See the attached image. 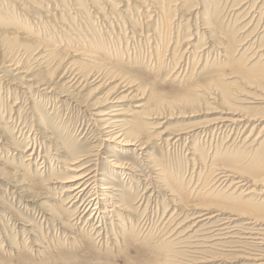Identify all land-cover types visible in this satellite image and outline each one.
Wrapping results in <instances>:
<instances>
[{"label":"rangeland","instance_id":"rangeland-1","mask_svg":"<svg viewBox=\"0 0 264 264\" xmlns=\"http://www.w3.org/2000/svg\"><path fill=\"white\" fill-rule=\"evenodd\" d=\"M79 1L0 0L2 3L0 4V16L2 17L0 19V264H148V255L142 251L144 240L147 241V232L150 231L149 234L152 235L151 237L148 235V240L156 238L158 241L161 231L159 232L157 222L161 220L167 206H169L167 214L173 212L174 206L166 192L162 191L158 184H154L146 161L150 160V164L154 162L162 164L161 166H164L170 175L173 177L176 175L172 183L175 186L177 184L176 187L186 192L190 191L189 178L194 179L199 173L200 163L192 161V152L198 157L204 155L200 162L205 165L210 163V158L212 159L217 151L213 160L218 166H239L241 172L247 171V160H252L253 164L264 162V142L257 152L251 150L254 146L247 142L244 143V139L254 126L253 138L258 136L264 121L261 125L253 123L247 127L241 134V139H239L241 142L237 141L239 138L237 131L230 132V135L229 131L225 130L223 133L214 131L208 135L199 133L203 127L208 126L206 129H209L211 125L214 126L221 115L229 109L238 111L242 109L251 117L264 118V82L258 80L262 77L255 81L239 78L227 79L225 76L223 77L226 79L221 78L231 68V62L229 66L222 64L225 59L222 50L227 48L229 45L227 43L230 41L231 46L239 41L236 43L238 48L234 54L235 61L242 63L243 67L252 71L264 68V58L260 59L259 56L264 53V12H262L264 11V0H179L175 8L174 27L172 25V28H175L172 30L174 34L171 33L174 41L169 38L173 41L171 43V40L165 39L169 41V45L164 49V53L165 50L168 53L162 52L165 56L163 57L164 63H159L155 57L159 47L156 36L162 33V29L155 22L157 13L154 10H150L149 14L145 15L146 11L145 8L140 7L142 5L140 0H82L84 6L81 11L83 9L85 11L79 12V8H75V6L78 7ZM11 6L13 9L10 8ZM151 13L153 16L150 15ZM117 14H120V17ZM207 14L213 15L212 17L216 20L214 22L218 23V29L222 30L221 32L218 30L219 35L213 31V27L205 25ZM203 32L208 37L203 35ZM33 33H35L34 37ZM94 34H97V39L100 40L99 45L96 46L97 49L92 51L93 58L90 59L95 62L93 61L92 66L83 69L80 75V71L76 72L72 69L80 66L79 64L84 63L85 60L80 59L81 56L76 51L81 50L82 46L79 44L82 42L84 44L91 42ZM198 43H202L199 44L201 47L197 45ZM250 44L251 47H249ZM174 45H177L179 49L176 56L179 60L176 68V59L170 55ZM196 45L199 48L195 47ZM221 46H223L222 49ZM243 47L245 51H242ZM181 50L182 54L179 53ZM252 52L259 53L253 55ZM216 53L217 55H214ZM200 55L203 57L200 58ZM168 57L173 59L170 60ZM219 57L221 59H217ZM187 59L190 60L188 63ZM44 61L45 64H43ZM46 62L49 63L46 64ZM77 62L80 63L77 64ZM256 62H259L258 65H255ZM207 63L208 67L213 66L214 68L204 69L203 66ZM68 67L69 69H66ZM172 68L181 73L182 77L180 75L176 78L174 76L176 70ZM180 68L182 71L178 70ZM190 68H192L191 71ZM204 70V74L200 73ZM72 77H76L80 82L76 84L75 81L74 85L70 84ZM215 81L226 84L233 96L226 105L223 104L220 95L219 98L217 97L218 100L215 99V93L219 89L215 87L217 84ZM119 82L125 84L130 82L135 86L134 94L127 96L121 103L126 114L137 110L133 105L141 97H143L142 102L148 106L145 108L146 111L142 112L145 117L140 113L135 117L126 118L130 120L134 129L139 130L141 137L148 139L146 152L150 158L146 160L142 151L133 150L132 147L113 149L132 169V171L128 170L130 177L124 174L115 177L117 180L114 185L122 190V193H127L128 200L133 201L135 212L132 216L136 217V221L144 220L143 212L139 211L142 209L140 199L146 197L145 200H147L149 195L151 198L148 199L151 200L149 207L151 230L144 232L145 229L142 231L138 227L129 233L130 237L127 241L120 240L117 227H114L113 233L111 231L103 232L102 235L96 233L95 223L89 220L90 217L80 216L82 201L87 198L84 197L75 204L70 203V195L64 189L66 186L62 183L54 184V181L64 180L63 178H67L72 173L70 169L73 166H68V163L75 157H80L79 161L90 157L98 159L96 163L101 173L100 179L107 180L110 176L113 168L112 162H109L112 159L111 148L109 145H103L104 137H102L100 124L96 122L97 117L94 113L95 105L102 103L107 96L113 95L114 88ZM252 99L257 102L254 100V104L245 103L253 101ZM243 106L256 107L243 109ZM162 131H166V134L183 131L185 132L183 136L187 137L180 143L167 142L166 144L160 137H157ZM262 134L264 138V132ZM233 146L237 147L233 150ZM96 148L101 149L102 157L95 156ZM26 149L28 152L25 151ZM226 150L230 152L228 155H224ZM31 152L35 153L33 161H29ZM204 170L206 169L202 171ZM249 175L248 179L255 181ZM207 176L210 175H202L201 178H207ZM251 189L260 191L261 194L256 198L264 195V187L262 189L251 186ZM121 220V224H127V218L121 217ZM152 226L153 228L156 226L155 230ZM103 230L106 231V229ZM131 238L138 240L139 244L134 245V240ZM227 250H208L207 255L213 260L207 263L249 264L251 262L242 259L240 252H233L234 249ZM187 258L182 257L179 260L176 256L175 259L178 260L177 264L183 262L186 264ZM187 264L190 262L188 261Z\"/></svg>","mask_w":264,"mask_h":264},{"label":"bare ground","instance_id":"bare-ground-1","mask_svg":"<svg viewBox=\"0 0 264 264\" xmlns=\"http://www.w3.org/2000/svg\"><path fill=\"white\" fill-rule=\"evenodd\" d=\"M77 1H79V0H77ZM140 2L142 3V5L140 7H142L143 9L145 8V11H146L145 15H148L150 10H152V11L154 10L155 13H157V18H156L157 20L155 21L153 19V21L158 23V25L162 29V33L160 35L156 36L158 43H159V47L157 48L158 52L156 53V51H155V53H156L155 57L157 59L153 55L152 56L156 60H158L159 63L160 62L162 63L163 57H165V56H163L164 49L168 48V45H169V43H168L169 41L167 42V40H165V39H167V38L169 39L171 37L173 38L171 33L173 32V34H174V31H172V30L175 28H172V25H173V20L176 16V14H175L176 4L179 2V0H140ZM217 3H218V1H217ZM0 4H2V3H0ZM85 4H87V2ZM77 6L78 7L75 6V8H77V9L79 8V10H80L79 12L85 11L84 9L81 11V8H83V6H84L82 3V0L79 1ZM10 8L13 9L12 6ZM262 8H263V6H262ZM110 10L112 11V8ZM114 10L116 11V9H114ZM114 10H113V12L115 13L114 15H116V12ZM7 11H8V9H7ZM260 11H262V9ZM73 12H74V9H73ZM86 12H88V10H86ZM262 12H264V11H262ZM70 13H71V11H70ZM139 13H140V11H139ZM110 14H113V13H110ZM77 15H79V14H77ZM85 15H86V13H85ZM137 15H139V14H137ZM150 15L153 16L152 13ZM207 15H208V18H207V21H205L206 22L205 25L213 27L214 28L213 31L217 32V35H219V32H218L219 29L217 27L218 23L216 24L214 22L216 20H214V18L212 17L213 15H211V16L209 14H207ZM196 17H198V16H196ZM1 18L2 17L0 16V19ZM9 19H10V17H9ZM218 19L220 20V18H218ZM196 20H197V18H196ZM146 21H148V20H146ZM126 24H127V22H126ZM178 26H179V29H181L180 25H178ZM178 26H177V28H178ZM156 27H157V25H156ZM173 27H174V25H173ZM221 27H222V25H221ZM152 29H153V26H152ZM179 29H178V31H179ZM75 31H77V30H75ZM206 31H208V30H206ZM219 31L221 32L222 30H219ZM29 32H31V31H29ZM63 32L64 31H62V33ZM89 32H91V31H89ZM154 33L157 34V32H155V31H154ZM197 33H198V31H197ZM207 33H209V32H207ZM34 34L35 33H33V35L32 34L31 35L34 37ZM64 34H65V32H64ZM74 34H76V33H74ZM204 34L205 33L203 32V35ZM175 35H177V33ZM205 35L207 36V34H205ZM210 36H209V38H210ZM72 37L74 40V36H72ZM152 37H154V36H152ZM183 37H182V39H183ZM215 37H216V35H215ZM97 38H98L97 34H94L93 38L91 39V42H86L85 44H84V42H82V44H79L82 46L81 50H78L76 52H78L79 55L81 56L80 59L85 60V62L84 63L79 62L80 64L77 62V64H79L80 66H76L77 68L74 67L73 69L72 68L71 69L76 71V72H77V70L80 71V75H82L81 73L83 72L82 71L83 69L92 66L93 61L95 62V60L92 61L90 59H92L94 56V55L92 56L93 49H97L96 46L99 45L98 42H100V40H98ZM171 39H169V40H171ZM86 40L88 41V39H86ZM172 40H171V43L174 41V40L173 41ZM184 40L186 41V39H184ZM82 41H84V40L82 39ZM189 41L191 42V39ZM252 41H254V40H252ZM257 41L259 42V40H257ZM183 42H181V43H183ZM202 42H204V41H202ZM234 42H236V40ZM237 42H239V41H237ZM230 43H231V41H230ZM230 43H227L229 45L227 46V48L225 47V49H223L224 51L222 50L225 59H224V61H222L223 63L222 62L221 63L223 65L229 66V62H231V68H230V71L228 73H226V74L224 73V75H222V76L220 75L221 78L223 76H225V77H227V79L239 78L242 80L247 79V80H251V81L254 80L255 81L258 78L262 77L258 80L259 81L262 80L264 82V68H259L256 71H252L250 69L243 67L242 63H238L237 61H235L236 59L234 60V54L238 48L237 47L238 44L236 45V43H235V45H236L235 46V45H233L234 43L232 41L233 46H231ZM199 44L200 43H198L197 45H199ZM153 45H154V43H153ZM180 45L182 46V44H180ZM190 45L191 44H189V47L192 48ZM197 45L195 47H198ZM170 46H171V44H170ZM206 46H207V44H206ZM187 47H188V45H187ZM187 47H185V49ZM222 47L223 46H221V49H222ZM249 47H251V44L249 45ZM153 48H154V46H153ZM98 49H100V48H98ZM178 50L179 49L177 48V45L176 46L174 45L173 48L171 49L170 55H173L174 59H176ZM243 50L245 51L246 49H244V47H243L242 51ZM198 51H199V49H198ZM36 52H37V49H36ZM166 53H168V52H166V50H165L164 54H166ZM179 53L182 54V50ZM218 53L220 54V52H218ZM257 53H259V52H257ZM257 53H255V54H257ZM42 54H41V57L43 56ZM191 54H193V53H191ZM201 54H203V53H201ZM255 54L253 53V55H255ZM44 55H46V54H44ZM73 55H75V54H73ZM76 55H78V54H76ZM214 55H217V53ZM46 56H48V55H46ZM150 56H151V54H150ZM178 56H180V55H178ZM208 56H211V55H208ZM259 56H260V59L264 58V53H262ZM169 57H171V56H169ZM201 57H203V56L200 55V58ZM216 57H214V58H216ZM173 58H169V59L171 60ZM209 58L210 57H208V59ZM37 59H39L38 56H37ZM42 59H40L41 62H42ZM165 59L166 58H164V60ZM177 59H178V57H177ZM177 59L175 61V63H176L175 68L178 66L177 61H179V60H177ZM217 59H221V58L219 57ZM83 60H80V61L83 62ZM188 60L189 59H187V63H188ZM45 61L43 62V64H45ZM71 61H73V60H71ZM193 62H195V60ZM47 63H49V62H46V64ZM148 63H150V62L148 61ZM219 63H220V61L218 62V64ZM258 63L259 62H256L255 65H258ZM152 64H153V62H152ZM208 65H209L208 63L205 64V66H203L204 69L208 70L209 68L211 69L213 67V66L208 67ZM212 65H213V63H212ZM223 65H221V66L224 67ZM165 66H167L166 63H165ZM69 67L66 69H69ZM195 67H194V69H195ZM203 67H201V69ZM185 68H187V67H185ZM172 69H174V68H172ZM191 69L192 68H190V71H191ZM72 70H71V72H72ZM175 70L176 69H174V71ZM178 70H181V68ZM204 72H205V70L203 72H200V73L204 74ZM208 72H211V71H208ZM196 73H197V71H196ZM174 74H175L174 76H176V78L177 77L179 78L181 75V73H179L177 70L175 71ZM202 74H200V75L202 76ZM77 75H78V73L76 74V77H77ZM187 75H188V78H190L189 77L190 75L189 74H187ZM76 77H72L71 81L70 82L68 81V82L70 84H73V85L75 83L76 84L79 83L80 81ZM181 77H182V75H181ZM61 78H59V79L61 80ZM206 78H208V77H206ZM62 79H64V78H62ZM82 79H83V77H82ZM223 79H226V78L223 77ZM213 80H209V81L212 83ZM215 80L217 81V79H215ZM219 80H221V79H219ZM216 81H215V83H217V84L215 85V87H217L219 89H218V92L215 93L216 94L215 99L220 95L221 100L223 101V104L226 105V103H228L229 100H231V98L233 96L231 95V92L227 88L228 86L226 84H222L220 82L218 83ZM73 82H75V83H73ZM199 82H201V81H199ZM62 83H65V82H62ZM207 83H206V85H207ZM131 84L132 83H130V82L128 84L119 82L118 85H116L114 88L115 92L113 95L107 96L102 101V103H100L99 105H95L94 115L97 117L96 122H98L100 124L99 126L101 129V134H102V137H104V140H102L104 143L103 145L104 146L109 145L111 148L110 156L112 159H110L109 162H112L113 168H112V171L110 172V174L108 173L110 176L107 179V180L110 179V181L100 179L101 173L99 172L100 170H98V164L96 163V161H98V159H92L91 157L84 159V160H81V161H79L80 157L73 158V160H71L68 163V166H73V168L70 169V171L72 173L69 174L67 176V178H63L64 180H58L57 181L55 179L56 181H54L55 185H57L58 183H62V184H64V186H66V187H64V186L63 187L66 190V193H68L70 195L69 196L70 203L74 202V204H75L77 202H80V200H82V198H84V197L87 198V199H85V201H82L81 208L79 210L80 216L81 217L83 216L82 218H84L86 216L90 217L89 220H92L95 223L94 227L96 229V233H99L102 235L103 232L104 233H106V232L108 233L110 231L112 232L114 227H117L119 229L118 232L120 235V240H124V241H127V239H129V237H130L129 233L131 231H135V229H138V227H140L142 231L145 229L144 232L151 230V227H149L151 225V223H150L151 222V211H149V207L151 205V203H150L151 200H148V199H151L150 195L148 196L147 200H145L146 197L140 199L142 201V204L140 205L142 209L139 211L143 212L144 220L136 221V217L132 216L133 213L135 212V210H134L135 206H134L133 201L128 200L127 193H122L121 192L122 190L118 189L114 185V183L117 180V179L115 180V177L121 176L123 174L130 177L131 175L128 173V170L132 171V169H130V166L128 165V163H125L121 159V157L115 153L116 152V151H114L115 147H117V148L118 147H122V148L129 147V148H131L132 147L133 150L139 149L140 151H142L143 154H145L146 160L150 158V155L146 152V148L148 147V144H149V142L147 141L148 139L145 140L143 137H141L142 134L139 132V130L134 129L133 125H131L132 123L129 122L130 120H128L129 117H135V115H139L143 111H146L145 108L148 107L147 104H144V102H142L143 97H141V98H139L140 100L136 101L135 104L133 105V106H135L134 108H136L137 110H134L135 112H130L127 114H126V110L121 105V103L123 102L124 99H126L127 96L134 94L135 90H133V89L135 86H133V84L132 85ZM208 84H210V83H208ZM212 85H214V84H212ZM68 86H71V85H68ZM68 86H66V87H68ZM78 86H79V84H78ZM215 87H214V89H215ZM210 88H211V86H210ZM200 89H203V88L200 87ZM207 90L208 89H206V91ZM49 91H51V90L49 89ZM53 92H54V89H53ZM123 93H126V94L123 95ZM206 96H207V94H206ZM191 98L193 99L192 96H191ZM218 98H217V100H218ZM194 99L196 100L197 98H194ZM212 100H214V99H212ZM252 100L253 101H248L245 103L246 104H254L255 99H252ZM255 102H257V100H255ZM259 103H257V104H259ZM254 107H256V106H254ZM254 107L243 106V109L244 108L245 109H247V108L251 109ZM150 111L152 112V110H150ZM141 116H144L143 113L141 114ZM126 117H128V119ZM154 117H156V116H154ZM263 121H264V118H262V117L259 118V116L251 117L248 115V113L246 111L244 112L242 109L240 111L229 109L228 111L224 112L221 115V118H219V121L217 123L215 122L214 126L210 124L211 127L209 129H206L208 126L205 128L203 127L202 130L199 131V133L200 134L202 133L204 135H208L210 133H214V131L223 133L225 130L227 132L229 131V135H230V132L233 133V132L237 131L238 135H239V138L237 141L241 142V140H239V139H241L240 138L241 134L245 132V129L247 127H249L253 123H258V125H261L263 123ZM140 122L138 124H140ZM254 128H255V126L252 128L251 132H249V134L246 136V139H244V143L247 142V143L251 144V146H254V148L251 150H256L255 152H257L258 149L261 147V145L264 142V138H263V134H262L264 132V124L260 128L258 136L255 138H253V135H252ZM86 129H87V127H86ZM98 129H99V127H98ZM212 130H213V132H211ZM83 131L85 132V130H83ZM227 132H226V134H227ZM184 133L185 132L182 131V132H175V133H168L167 132V134H166V131H162V132L158 133V136L157 135L156 136L160 137V139L165 141L166 144H167V142H169V143H171V142L180 143L181 141H183V139L185 137H187V136H183ZM149 137H147V138H149ZM154 137H151V138H154ZM227 137H229V136H227ZM233 137H235V136L233 135ZM232 139H234V138H232ZM237 141H235V142H237ZM233 144H234V142H233ZM185 146H186V144H185ZM235 148L233 146V150ZM96 149H97L96 150L97 152L96 151H95L96 153L94 152L96 154L95 156L96 157H98V156L102 157L101 149H98V148H96ZM126 150H129V149H126ZM189 150H191V149H189ZM25 151H27V149ZM33 151H35L34 147H33ZM255 152H251V153H255ZM225 153H224V155H228L230 152L228 150H226ZM37 154H38V152H37ZM209 154H210V152H209ZM243 154H245V153H243ZM34 155H35L34 152H31L29 154V156H30L29 161L34 160V157H35ZM191 155H193L192 161H194V163L196 162V163H200V164L198 166V170H199V173L197 174L198 176L194 179L189 178V183H190L189 190L190 191H188V192L182 191L181 189L176 187L177 184L175 186V184L172 183L173 180H175L174 177L176 175L174 177L172 175H170L166 171V168L164 166H161L162 164L159 165V164H156L154 162V163H151L152 164L151 165L150 160L146 161V162H148L147 169H149V172H150L149 174L151 175V178H152L154 184H156V185L158 184V187L162 188L161 190L166 192V195L171 200V204L174 206L173 212L171 211L172 212L171 214H170V212H168L169 214H167V211L169 209V206H167L166 209H164L165 211L163 213L161 220L159 222H157L158 220L155 221V222H157V227H158V223H159V228H160L159 232L161 231L160 235H158V236H160V239L158 241L156 238H154L152 240H148V235L150 236V234H149L150 231H149V233L147 232V237H146L147 241L144 240V242H145V243H143V245H144L143 249L144 250H142L144 254L148 255L147 263L148 264H175V263L177 264L178 260L176 261V259H175L177 256L178 259L179 258L182 259V257H185V258L188 257L187 259L190 262V264H208L207 262H211L213 260L211 256L207 255V253H209L208 250L217 251V249H218V251H219V250L234 249L233 252H240L242 254V257H241L242 259H244L245 261H248V262L251 261L249 264H264V208H263L264 207V195L263 196L260 195L261 198L260 197L256 198V196L258 197V195L261 194L260 191H257V189H253V190L251 189V186H255L257 188L259 187L262 189L264 187V162L261 164H257V163L253 164L252 160H247V165H246L247 171L241 172L240 169L238 168L239 166H234V165H232V166H220L219 165L218 166L216 164V161L213 160V159H215V156L217 155V151L214 153V156L212 157V159L210 158V163H207L205 165L201 164V162H200V160H202L204 155H199V157H198L196 155V153H194V152H192ZM248 155H250V154H248ZM45 157H47V156H45ZM192 161H190V162H192ZM60 163L62 164L63 162H61V160H60ZM149 164H150V166H149ZM41 167H43V166H41ZM203 169H206V170L202 171ZM145 170H146V168H145ZM65 171H66V169H65ZM207 174L210 175L211 178H210V176H207V178H201L202 175L205 176ZM248 175L251 176L255 181H250L248 179ZM141 176H142V174H141ZM208 180H209V182H208ZM150 181H151V179H150ZM150 181H149V185L151 184ZM186 188H188V187H186ZM254 190H256V191H254ZM127 192H129V191H127ZM144 192H143V194H144ZM143 196H145V195H143ZM60 200H61V198H60ZM68 205H69V203H68ZM173 206H171V207H173ZM121 217L127 218V224H124V223L121 224V222H122ZM152 217H154V215ZM155 217H157V216H155ZM83 220H81V221H83ZM68 222H69V220H68ZM94 227H91V228H94ZM152 228H153V226H152ZM155 228H156V226H155ZM155 228H153V229L155 230ZM103 229H106V231H104ZM85 231H86V229H85ZM134 235H136V234H134ZM153 236H156V235L153 234ZM96 239L98 240L99 238H96ZM131 239H133V238H131ZM133 240H134L133 241L134 245L139 244L138 240H135V239H133ZM112 243L114 245V242H112ZM121 243H122V241H121ZM235 244H237V245H235ZM140 245H141V243H140ZM181 261H183V260H181ZM187 262H186V264H187ZM179 263H181V262H179ZM182 264H184V262Z\"/></svg>","mask_w":264,"mask_h":264}]
</instances>
